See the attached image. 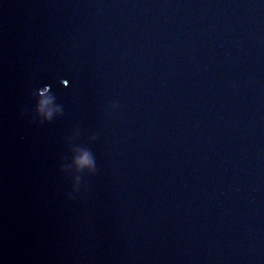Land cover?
Segmentation results:
<instances>
[{
  "label": "water",
  "instance_id": "obj_1",
  "mask_svg": "<svg viewBox=\"0 0 264 264\" xmlns=\"http://www.w3.org/2000/svg\"><path fill=\"white\" fill-rule=\"evenodd\" d=\"M0 264H264V0H0Z\"/></svg>",
  "mask_w": 264,
  "mask_h": 264
},
{
  "label": "clouds",
  "instance_id": "obj_2",
  "mask_svg": "<svg viewBox=\"0 0 264 264\" xmlns=\"http://www.w3.org/2000/svg\"><path fill=\"white\" fill-rule=\"evenodd\" d=\"M38 113L44 116L45 119H50L55 112H58L59 109L54 106L53 99L47 95V90H41V99L38 102L37 107ZM77 170L87 168L92 170L93 161L88 152H81L78 156L74 158L73 161Z\"/></svg>",
  "mask_w": 264,
  "mask_h": 264
}]
</instances>
